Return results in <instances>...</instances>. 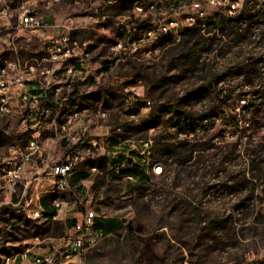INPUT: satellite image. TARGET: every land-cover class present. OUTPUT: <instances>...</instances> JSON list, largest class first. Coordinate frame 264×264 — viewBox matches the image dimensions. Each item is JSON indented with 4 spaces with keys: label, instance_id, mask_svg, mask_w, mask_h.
Returning a JSON list of instances; mask_svg holds the SVG:
<instances>
[{
    "label": "rangeland",
    "instance_id": "obj_1",
    "mask_svg": "<svg viewBox=\"0 0 264 264\" xmlns=\"http://www.w3.org/2000/svg\"><path fill=\"white\" fill-rule=\"evenodd\" d=\"M102 1L61 0L51 9L41 10L46 20H54H47L50 24L68 16L77 17L80 23L72 32V40L90 53L85 67L92 72L76 85L75 108L88 109L91 133H106L102 139L106 137L108 145L130 139L131 146L141 148L143 139L152 138V158L165 167L169 178L150 171L149 183L141 186L111 177L114 171L108 177L104 171L92 173L86 164L81 165L77 173L84 172L85 176L75 184L85 187L88 181L90 191L83 193L87 206L101 216L119 218L124 225L78 255L67 247L66 233L60 235L54 223H48L51 236L31 237L24 221L41 209L39 200L37 205L35 201L27 204V214L20 211L22 203L7 191L0 165V264L28 249L30 258L56 252L55 264H264V114L242 109V93L250 87L245 86L243 76L230 70L236 61L253 55L250 47L231 48L216 31L205 34L207 43L199 64L203 70L193 73L172 58L183 36L135 43L152 24L154 15L135 13L132 0H117L96 11L93 7ZM158 3L161 8L157 16L164 17L161 13L168 0ZM17 4L18 0H10L12 8ZM218 12L217 16L224 14ZM104 15L107 19H102ZM120 15L130 18L123 23ZM18 19L15 12L12 22ZM256 52L258 58L264 46ZM43 57L37 38L24 32L15 34L0 17V65L14 60L36 65ZM221 73L226 79L210 87L212 77ZM203 85H209L204 98L191 96L190 104L176 107L178 100ZM125 94L139 100L125 106ZM217 106L227 115L214 119L220 111ZM168 107L178 112H168ZM100 109L107 111L106 117L98 116ZM15 120H0V158L7 157L9 144L27 138L19 134ZM151 120L154 126L146 130ZM162 138L167 142H199L204 150L195 152L183 165L166 168L154 153L156 140ZM255 157V164H250ZM92 165L110 170L112 163L109 157H100ZM254 174L253 189L247 180ZM42 189L33 187L32 197L41 196ZM47 192L50 195L51 191ZM41 206L54 208L49 196ZM30 219L42 224L47 218L43 214ZM67 253L72 254L70 258ZM44 264H51V258H44Z\"/></svg>",
    "mask_w": 264,
    "mask_h": 264
},
{
    "label": "built area",
    "instance_id": "obj_2",
    "mask_svg": "<svg viewBox=\"0 0 264 264\" xmlns=\"http://www.w3.org/2000/svg\"><path fill=\"white\" fill-rule=\"evenodd\" d=\"M54 0H46V5H51ZM114 0H103L98 7H93L96 11L101 6L113 4ZM247 0L242 2H232L231 0H168L164 12V17L157 16L160 0L152 4L150 8H135V12H146L154 15L152 24H155V32L144 34L135 43L145 44L155 43V35L161 29L174 28L180 30V37L184 35V27L191 25L193 20L200 17H217V10H224L226 15H234L244 7ZM264 0H260L262 3ZM0 17L6 19L9 30L18 34H25L37 38L42 44L44 57L36 65L21 63L17 61H7L5 69L0 71V110L6 108L7 95H14L19 100L20 115L15 120L18 132L22 135V130H29V138L25 141H15L8 145V155L0 158V161H11V168L5 171V182L7 191L17 197L18 203H22L20 211L27 214V204L37 205V200L44 197L45 188L56 190L77 191L79 202H60L59 211L65 209V216L61 219L67 228L65 239L67 247L78 255L86 252L96 245L104 236L101 228L96 224L97 212L92 206H87V199L83 193H88L85 187L71 186V174H75L77 165L86 157L102 152V134L106 133H85V109L75 112H68L66 116H59L60 105L67 103L71 98H76V85L85 80L92 70L85 67L90 61V53L82 50L77 41L72 40V32L78 28L76 17L68 16L61 22L44 24L35 22V15L32 13V5L35 0H19L15 8L10 6V0H0ZM94 6V5H93ZM168 11H171L168 14ZM15 12L19 15L17 22H12ZM167 13V14H166ZM103 17H107L104 15ZM124 23L123 15L119 16ZM176 37L175 39H180ZM12 49H17L14 45ZM48 62L51 65H46ZM8 69L17 71V78H9ZM38 72V87H31V82H27V73ZM126 95L125 106L134 105L138 97ZM99 114L106 110H98ZM136 117V115H131ZM76 120H83V127H76ZM58 121H65V135L56 133ZM43 128H52V135H43ZM146 148H153L152 138L143 139ZM90 143L88 154H81V144ZM10 146H17L19 157L10 156ZM113 146L122 147V152H134V159L126 160L125 163L143 164L137 162L136 148L130 145V139L114 142ZM55 152V153H54ZM57 155V156H56ZM113 155V154H112ZM104 171L110 177L109 168L102 170L95 168L92 173ZM165 167L158 169V174L163 175ZM92 175V174H90ZM89 175V176H90ZM119 178V171L118 177ZM130 182H136L138 178H124ZM87 180V178H86ZM41 187V196L32 197V188ZM46 213L43 209H37L35 216L30 218L43 217ZM66 214L74 216L72 224L68 227ZM66 246V245H65ZM58 251L59 249L56 248ZM28 249L25 253H19L7 258L3 264H44V258H51V264L56 262V252L44 255H35L30 258ZM71 253H67L68 258ZM20 256V257H19Z\"/></svg>",
    "mask_w": 264,
    "mask_h": 264
},
{
    "label": "trees",
    "instance_id": "obj_3",
    "mask_svg": "<svg viewBox=\"0 0 264 264\" xmlns=\"http://www.w3.org/2000/svg\"><path fill=\"white\" fill-rule=\"evenodd\" d=\"M19 1V0H18ZM216 31L217 34L227 40L230 47H250L249 52L253 55L250 58H244L242 60L236 61L230 70L235 75L243 76L245 86L250 87L249 91L242 93V109L248 111L250 114L253 113H263L264 114V53H260L259 57H256V48H261L264 46V1L261 3L260 0H247L244 7L237 15H226L220 14L215 20L205 24L200 30H190L187 31L183 38L181 39L180 45L175 47L173 51L172 58L177 61V64L181 67L190 68L193 73L199 70H203L199 67L200 59L202 58L204 46L207 43V37L205 34L212 33ZM109 68V64L106 65ZM140 75L135 76L138 78ZM226 79V74H217L212 77L210 87L218 86L220 82ZM209 85H203L196 90V93L187 94L185 97L178 100L176 107H181L182 105H187L192 102L191 96H199L204 98L206 95ZM222 99V98H220ZM224 102L220 105L223 106ZM172 106V105H170ZM173 107V106H172ZM219 109V107L217 106ZM215 114L214 119L220 115H227L223 109ZM178 112L175 109L168 107V112ZM181 117L182 114L180 113ZM155 118L154 111L152 112V120ZM202 121L205 117H200ZM145 127L146 130L154 126L153 121ZM193 141V139H191ZM191 143V144H190ZM154 148L155 157L157 160L162 162L166 168L168 165L176 164L177 166L183 165L190 161L194 156L195 152L203 151L204 144L199 142H189V143H179V142H167L166 140L157 139ZM111 151H118L113 147H110ZM109 157L112 165L109 171L119 170V178H128L129 175H133L138 178L136 184L145 185L149 183L150 177L145 171V164L137 163H125L126 160L123 155L120 156L119 160H113L110 155ZM257 158L251 159L252 165L255 164ZM201 160H199L200 162ZM137 162H143L141 156H137ZM223 162H227L224 159ZM171 173V170H170ZM111 177H118V171L112 174ZM163 178H169V174L165 172L162 175ZM256 175L254 174L252 178L247 182L253 184ZM46 197V196H44ZM44 197L41 198V202L44 203ZM47 219L42 224H37L33 219H26L24 224L29 227V232L31 237L44 238L46 236H51L52 233L51 225L48 223L56 224V228L61 231L60 235L65 233L66 224L59 219H54L55 212H48L44 214ZM101 228L104 230L105 234L114 233L123 227V222L117 217H106L100 222ZM98 224V222H97ZM54 236V235H53Z\"/></svg>",
    "mask_w": 264,
    "mask_h": 264
},
{
    "label": "bare ground",
    "instance_id": "obj_4",
    "mask_svg": "<svg viewBox=\"0 0 264 264\" xmlns=\"http://www.w3.org/2000/svg\"><path fill=\"white\" fill-rule=\"evenodd\" d=\"M61 0H54L51 5H46V0H35V5H32V13L35 15V22H43L44 24H48L44 16L40 14L37 10V7L42 4L45 8H51L55 3L60 2ZM157 0H132L133 7L135 8H150L152 7V4L156 3ZM232 2H242L244 0H231ZM90 2V1H89ZM117 0L113 1V4L116 3ZM224 13V10H217V12ZM218 12V13H219ZM239 12V11H238ZM237 12V13H238ZM140 15L146 16V12H135ZM236 13V14H237ZM220 14V13H219ZM234 14V15H236ZM233 16V15H232ZM130 16L123 15V20L129 19ZM102 19H107V17H103ZM214 17H200L193 20V23L191 25H187L184 27V32L188 29H201L205 24L213 21ZM146 21V20H145ZM79 21L76 17V25L79 27ZM152 32H155V24H149L147 28L145 29V32L140 35L143 36L144 34H152ZM180 35V30H175L174 28H167V29H161L157 35H155V42L164 39V38H170V37H178ZM138 37V39L140 38ZM5 69V65H0V71H3ZM8 76L9 78H17V71L15 69H8ZM38 72H31L27 73V82L34 81L35 86L38 87ZM126 102V96L124 97ZM75 100L74 98H71L67 101V103H64L60 105L59 108V116H66L68 112H75L79 109L75 108ZM131 106V105H130ZM83 110V109H80ZM88 109H85V133H91V127H90V115L86 114ZM99 117H106L107 111L104 113L99 114L97 113ZM20 115V105L19 100L15 99L14 95H7L6 99V108H3L0 110V120L2 118H11V119H17ZM76 127H83V120H76ZM66 131V124L65 121H58L56 126V133L58 135H65ZM22 135L27 136L29 138V130H22ZM43 135H52V128H43ZM107 138L102 139V152L95 153L94 155H90L89 157H86L85 160H81V164L77 165V169L75 170V174L79 170V167L81 165L86 164L88 166V169L90 171L94 170L95 168H98L97 165H92V163L100 157H106L107 155H110L113 160H119L120 156L123 155L125 158L132 160L134 159V152H122V147L119 146H113L106 144ZM115 147L118 151H111L110 147ZM140 147L135 146L136 151H143L145 149V142L142 141V145L140 144ZM134 147V146H133ZM90 150V143H82L81 144V154H88V151ZM8 152V151H7ZM113 154V155H112ZM10 156L11 157H19V150L17 146H10ZM137 156H141L143 163L145 164V171L148 175H150V171H152L155 174H158V169L160 168V163L155 162L152 158V148H146L145 149V162H144V153H137ZM102 160V159H101ZM0 165H3L4 170L11 168V161H3L0 163ZM162 167V165H161ZM119 171L118 169L114 170V172ZM75 174H71V186L74 187H80L79 185L75 184L76 177ZM128 178H135L133 175H129ZM45 192H50V202L51 205L56 209L57 212H59V203L60 202H79V194L77 191H67V190H56L53 193L52 190H44ZM48 194V192H47ZM40 208L41 206V200H39ZM45 214V213H43ZM99 242V241H98ZM97 242V243H98ZM96 243V244H97ZM47 261L50 260V258H46Z\"/></svg>",
    "mask_w": 264,
    "mask_h": 264
},
{
    "label": "crops",
    "instance_id": "obj_5",
    "mask_svg": "<svg viewBox=\"0 0 264 264\" xmlns=\"http://www.w3.org/2000/svg\"><path fill=\"white\" fill-rule=\"evenodd\" d=\"M58 3V2H57ZM56 4V3H55ZM54 6V5H53ZM52 6V7H53ZM51 7V8H52ZM51 8H45L42 4H40L38 7H37V10H38V12L40 13V14H42L41 13V10H49V9H51ZM43 15V14H42ZM44 16V15H43ZM44 19H45V17H44ZM49 22H53L54 20H50V19H47ZM46 19H45V21L48 23V21H47ZM62 21V20H61ZM60 21V22H61ZM48 24H50V23H48ZM29 82H31V87H33V86H35V83H34V81H29ZM55 153V152H54ZM57 156V155H56ZM85 176V173L84 172H78V173H76V175H75V177H76V179H81V178H83ZM44 196H49V194H47V192H45L44 191ZM43 208V207H42ZM43 210L46 212V211H48V212H55V216H54V218H56V219H62L64 216H65V209H62V210H60L59 212H57L56 211V209L55 208H53L52 210H49V209H44L43 208ZM44 218H47V216H45L44 215ZM104 218H106V217H104V216H101L99 213H97V218H96V224H97V222H98V226L101 228V226H100V221L102 220V219H104ZM73 220H74V216L73 215H71V214H66V221H67V226L69 227L71 224H72V222H73ZM101 230H102V233H103V235H108V234H110V233H108V234H105L104 233V230L101 228ZM65 233H67V228L65 229ZM40 242H42V240H39Z\"/></svg>",
    "mask_w": 264,
    "mask_h": 264
}]
</instances>
